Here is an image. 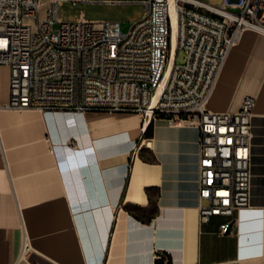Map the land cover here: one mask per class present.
<instances>
[{
    "label": "crops",
    "instance_id": "obj_1",
    "mask_svg": "<svg viewBox=\"0 0 264 264\" xmlns=\"http://www.w3.org/2000/svg\"><path fill=\"white\" fill-rule=\"evenodd\" d=\"M248 95L249 209L203 224L196 125L0 108V264H264V33L254 29L232 47L207 107L237 111ZM234 218L236 231L219 234Z\"/></svg>",
    "mask_w": 264,
    "mask_h": 264
},
{
    "label": "built area",
    "instance_id": "obj_2",
    "mask_svg": "<svg viewBox=\"0 0 264 264\" xmlns=\"http://www.w3.org/2000/svg\"><path fill=\"white\" fill-rule=\"evenodd\" d=\"M64 1L141 2L146 10L124 32L117 21H60ZM212 1L0 0V65L9 71L0 108L131 112L196 125L199 224L249 209L254 97L232 112L207 102L243 31L264 33V0ZM235 231V218L219 225V234Z\"/></svg>",
    "mask_w": 264,
    "mask_h": 264
},
{
    "label": "rangeland",
    "instance_id": "obj_3",
    "mask_svg": "<svg viewBox=\"0 0 264 264\" xmlns=\"http://www.w3.org/2000/svg\"><path fill=\"white\" fill-rule=\"evenodd\" d=\"M216 6L222 5V0H213ZM146 6L141 2H71L64 1L58 6L57 17L62 22H74L79 18L89 21H117L122 31H127L133 22L142 18ZM184 52L175 50L174 61L182 63ZM7 66L0 65V91L4 88L5 71Z\"/></svg>",
    "mask_w": 264,
    "mask_h": 264
},
{
    "label": "trees",
    "instance_id": "obj_4",
    "mask_svg": "<svg viewBox=\"0 0 264 264\" xmlns=\"http://www.w3.org/2000/svg\"><path fill=\"white\" fill-rule=\"evenodd\" d=\"M170 263V258H167L166 262H164V255L160 256L155 260V264H168Z\"/></svg>",
    "mask_w": 264,
    "mask_h": 264
},
{
    "label": "bare ground",
    "instance_id": "obj_5",
    "mask_svg": "<svg viewBox=\"0 0 264 264\" xmlns=\"http://www.w3.org/2000/svg\"><path fill=\"white\" fill-rule=\"evenodd\" d=\"M255 30V29H254ZM257 31V30H256ZM260 32V31H259ZM263 33V32H262ZM175 27H174V35H173V44L175 45ZM173 54H174V50H173Z\"/></svg>",
    "mask_w": 264,
    "mask_h": 264
}]
</instances>
